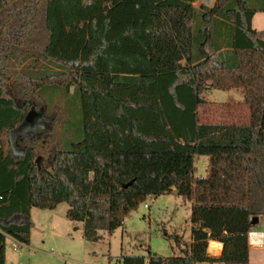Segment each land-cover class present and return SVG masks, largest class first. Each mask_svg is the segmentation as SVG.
<instances>
[{
	"label": "trees",
	"instance_id": "obj_1",
	"mask_svg": "<svg viewBox=\"0 0 264 264\" xmlns=\"http://www.w3.org/2000/svg\"><path fill=\"white\" fill-rule=\"evenodd\" d=\"M195 1L0 0V264L8 237L30 245L34 208L66 202L92 240L173 192L192 202L193 246L176 236L180 255L119 264H197L203 242L207 261L250 264L264 215V31L252 25L264 0ZM212 89L240 90L250 121L199 123ZM56 100L75 138L67 119L47 156L35 133L18 152L11 133ZM197 155L211 158L205 177Z\"/></svg>",
	"mask_w": 264,
	"mask_h": 264
},
{
	"label": "rangeland",
	"instance_id": "obj_2",
	"mask_svg": "<svg viewBox=\"0 0 264 264\" xmlns=\"http://www.w3.org/2000/svg\"><path fill=\"white\" fill-rule=\"evenodd\" d=\"M215 2L197 0L194 6L204 4L211 7ZM254 25L256 29L264 31V12L256 15ZM73 90L74 87H71L70 92ZM203 95L207 101L200 105L198 115L201 122L247 124L250 121L251 111L240 90L212 89ZM50 104L51 98L48 100ZM36 110L41 113L36 123H24L11 133V138L19 152V139L30 133L37 134L43 158L52 146V138L57 140L64 135L63 124L66 120L70 119L74 127L68 133L69 139L75 138L76 124L79 122L74 113L69 115L65 101L56 100L51 108L38 105ZM210 163L208 155L195 156L194 177L210 174ZM68 209L66 202L60 203L54 209L55 219L52 223L49 217L40 216L36 211L31 219L30 245H20V249L14 252L12 241L8 240V264H119L125 255H141L148 261L150 254L163 257L180 255L176 236L182 237L185 244L193 246L192 202L176 192L149 197L125 218L122 226L113 232L101 230L99 237L92 240L85 239L81 222L72 221L66 216ZM253 231L264 236V215L259 217ZM249 262L264 264V247L252 248ZM197 264L223 263L215 260L200 261Z\"/></svg>",
	"mask_w": 264,
	"mask_h": 264
},
{
	"label": "water",
	"instance_id": "obj_3",
	"mask_svg": "<svg viewBox=\"0 0 264 264\" xmlns=\"http://www.w3.org/2000/svg\"><path fill=\"white\" fill-rule=\"evenodd\" d=\"M40 112H38L36 110L35 107H33L29 113L27 114L26 118H25V123H30V124H35L36 121H37V118L38 116H40ZM128 186V184L126 185V187ZM259 218L258 217H255L252 221L253 225H255L257 222H258ZM193 243V242H192ZM208 244L207 242H203L202 244H198L195 246V251L198 255V257L201 259V260H211L212 257L208 256Z\"/></svg>",
	"mask_w": 264,
	"mask_h": 264
},
{
	"label": "crops",
	"instance_id": "obj_4",
	"mask_svg": "<svg viewBox=\"0 0 264 264\" xmlns=\"http://www.w3.org/2000/svg\"><path fill=\"white\" fill-rule=\"evenodd\" d=\"M258 14V13H257ZM256 14V15H257ZM256 15L254 16V18H253V21H252V25H253V27L254 28H256L255 27V25H254V19H255V17H256ZM203 97H204V95H203ZM206 100V99H205ZM207 101V100H206ZM231 105H236V104H231ZM199 111H200V105L198 106V109H197V115L199 114ZM198 122L199 123H209V122H201L200 120H199V115H198ZM36 211H38L39 213V215L41 216H47V217H49L50 218V220H51V223H52V221H54V219H55V214H54V210H41V209H36V208H34V209H32V211H31V219H32V217H33V214L36 212ZM34 223V222H33ZM83 224V223H82ZM8 240H10V241H12V250L14 251V252H16V251H18L19 249H20V245H25V244H20V243H18V242H16L13 238H11V237H8V239H7V242H8ZM13 242H16V243H13ZM14 246H19V249L18 250H16V249H14ZM264 247V241H263V243L260 245V246H250V250L253 248H263ZM9 263V256L7 255V249H6V264H8Z\"/></svg>",
	"mask_w": 264,
	"mask_h": 264
},
{
	"label": "built area",
	"instance_id": "obj_5",
	"mask_svg": "<svg viewBox=\"0 0 264 264\" xmlns=\"http://www.w3.org/2000/svg\"><path fill=\"white\" fill-rule=\"evenodd\" d=\"M209 3H213L214 0H206ZM208 4V3H206ZM146 207H148V204H145ZM248 240H249V246H260L264 241L263 234H260L258 232L250 231L248 233ZM14 249L18 250L19 246H14ZM222 252V250H221Z\"/></svg>",
	"mask_w": 264,
	"mask_h": 264
}]
</instances>
